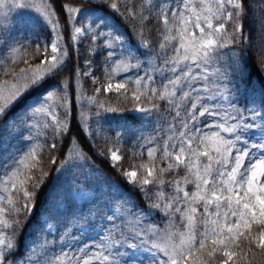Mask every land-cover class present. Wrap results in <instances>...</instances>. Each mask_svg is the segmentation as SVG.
<instances>
[{
	"label": "snow or ice",
	"instance_id": "snow-or-ice-1",
	"mask_svg": "<svg viewBox=\"0 0 264 264\" xmlns=\"http://www.w3.org/2000/svg\"><path fill=\"white\" fill-rule=\"evenodd\" d=\"M253 6V0H0V32L17 9L35 11L45 26L43 39L13 42L0 53V127L27 142L0 165V264H256L264 258V92L251 103L236 99L245 52L253 48L251 32L245 34ZM259 23L253 55L264 71V7ZM69 32L72 44L65 45ZM129 37H135L131 45ZM97 73L126 77L103 89L121 93L119 107L84 95L81 81L91 77L95 85ZM132 84L134 110L153 118V135L101 124L123 107ZM41 88L50 90L38 105L10 117ZM101 136L105 148L95 151ZM125 140H135L141 155L148 145L146 163L117 173L131 181L139 201L116 191L86 150L110 154L115 169L122 159L115 145ZM45 155L57 164L54 176ZM38 207L40 239L18 254Z\"/></svg>",
	"mask_w": 264,
	"mask_h": 264
},
{
	"label": "trees",
	"instance_id": "trees-1",
	"mask_svg": "<svg viewBox=\"0 0 264 264\" xmlns=\"http://www.w3.org/2000/svg\"><path fill=\"white\" fill-rule=\"evenodd\" d=\"M89 0H83V3H88ZM95 2V0H93ZM254 6L248 14L247 20L245 22V34L247 35L251 32L253 48L245 52V68L243 71V81L238 82V92L236 94V99L241 104L251 103L253 100L259 98L261 92H264V71L260 69L258 64L255 61V56L253 53L257 51V46L260 42L261 30H260V10L264 7V0H253ZM11 24L9 27L0 32V41L3 42L4 47L0 48V53L6 50V46L13 42L24 40H39L43 39L45 35V26L44 23L35 11L30 9H17L16 11L10 14ZM114 30L119 31L118 25L115 23L110 25ZM135 37L128 39V44L133 43ZM65 45L72 44L71 41V32H69L64 41ZM72 54L73 59H75V45H72ZM80 63L83 64L84 56V46H80ZM95 59L99 61L102 59V56H96ZM20 67H23L21 64ZM94 71H96L94 69ZM110 71V69H109ZM99 76V82L93 85L91 77L85 78L81 81L84 88V95L99 96L102 100L108 101L106 106L119 107L120 101L123 100L121 93L116 91L106 93L103 91L104 86L109 82H117L120 79L126 78L122 73L112 74L111 78L106 75L97 73ZM3 71L0 70V80H3ZM94 87L101 88L100 93H95L93 91ZM135 85L132 84L129 86V91L127 93V100H124L123 107L115 113H107L101 118V124L111 130H127L131 135H135L139 130H144L143 134L145 136L153 135L154 128L156 127V122L153 118L145 116L141 112L135 111V102L131 99V89H134ZM50 88H41L40 90L29 94L23 100H21L15 107L11 109L10 117L20 118L25 115L27 110L30 107L36 106L42 100L46 91ZM77 85L75 79L72 80L71 90H70V101L75 107V97H76ZM123 92V90H121ZM119 98V99H118ZM142 107H150V105L141 104ZM137 112V113H136ZM3 129V130H2ZM0 165H3L6 161H9L15 154L27 147V142L24 141L18 134L12 132L7 127H0ZM143 142V141H141ZM135 140H125L121 144L115 145L118 149V154L121 155L122 159L116 162L121 167L112 169L109 167L110 164V154L104 158L95 156V152L91 150L89 146L88 150L90 155H93L95 163L99 166L100 172L108 178L109 181H113L117 188L116 191L123 193L125 196H130L133 201H139L138 193L131 187V183L125 182V178L122 175H117V173L123 171H132L138 170V166L141 163L147 162V147L143 150L141 155V149L136 146L133 148ZM108 147H112V144H109ZM105 148V141L103 136L99 137L96 142L95 151H101ZM45 167L48 169H53L51 174L56 175L54 169L57 167V164H52L49 162L47 155L44 156ZM141 173L138 171V176ZM0 179H2V173H0ZM92 185L95 186V177L90 178ZM83 181V177H81ZM55 183V182H54ZM101 188H104L103 184L100 185ZM43 211L42 207H38L36 210V216L30 222V225L26 226V231L22 237V242L17 249L18 254H23L27 251L28 246L33 243V239H40L39 235L34 233V226L36 220L39 218V213ZM154 222L157 223L161 228L165 227V221L160 217H154ZM255 231V228H254ZM238 243L242 247H245L246 242L243 240V237L240 238ZM39 247L37 251H39ZM253 251L258 252L259 250L253 246ZM142 258L139 253H129V257ZM248 256H252V252L248 253ZM261 257H257L256 264H260Z\"/></svg>",
	"mask_w": 264,
	"mask_h": 264
},
{
	"label": "rangeland",
	"instance_id": "rangeland-1",
	"mask_svg": "<svg viewBox=\"0 0 264 264\" xmlns=\"http://www.w3.org/2000/svg\"><path fill=\"white\" fill-rule=\"evenodd\" d=\"M97 15H100V14H99V13H97ZM108 23H109V25H113V24H114V22H113V21H111V20H109V21H108ZM91 79H92V78H91ZM109 83H113V84H115L116 82H112V81H111V82H109ZM106 86H107V84H106L104 87H106ZM114 91H115V89L113 88V89L109 90V91H108V92H106V93H109V92H114ZM137 112H138V111H137ZM137 112H136V113H137ZM2 130H3V129H2ZM0 139H3V138H2V136L0 137ZM130 183H131V181H130Z\"/></svg>",
	"mask_w": 264,
	"mask_h": 264
}]
</instances>
